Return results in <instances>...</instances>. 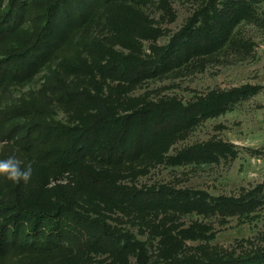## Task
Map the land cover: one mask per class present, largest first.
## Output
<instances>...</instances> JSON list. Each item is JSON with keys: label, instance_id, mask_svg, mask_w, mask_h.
I'll list each match as a JSON object with an SVG mask.
<instances>
[{"label": "trees", "instance_id": "16d2710c", "mask_svg": "<svg viewBox=\"0 0 264 264\" xmlns=\"http://www.w3.org/2000/svg\"><path fill=\"white\" fill-rule=\"evenodd\" d=\"M0 0V89L24 84L43 68L61 59L45 82L46 90L8 106L0 107V160L14 155L22 167L34 168L27 157L48 170L36 183H14L0 176V264H72L64 261L66 249L78 254L107 252L117 259L135 254L137 264H264V244L242 251L219 249L203 254H186L171 261L153 260L146 241L115 229L105 219L81 208L82 185L73 176L57 181L73 168L98 196L142 210L173 208L205 215L247 216L264 206V183L243 188L239 195H211L206 191L177 188L171 184L138 187L121 183L108 170L82 164L87 157L100 165L116 166L162 151L176 138L191 131L202 119L219 115L259 87L245 84L230 89H213L196 99L177 97L115 102L99 84L94 91L70 87L65 74L90 72L64 50L80 31L96 21L101 8L110 9L112 26L128 29L130 17H119L120 10L140 16L137 7L146 0H33L42 7V16L25 34L24 5L30 0ZM166 15L174 17L171 0H158ZM198 8L174 33L166 45H155L152 54L123 52L101 47L106 56L104 76L129 83L183 68L235 47L251 48V42L238 33L243 23L264 26V0H198ZM137 5V6H136ZM127 9V10H126ZM133 14V15H131ZM128 15V16H129ZM145 15V14H144ZM141 33L154 38L162 29L142 24ZM71 58V61H66ZM122 99L127 100L124 94ZM92 106L78 123L54 116L53 101ZM129 100V99H128ZM156 152V153H155ZM238 149L219 138L191 144L168 155L171 163H212L236 158ZM53 184L47 187L49 182ZM46 192L52 199H46ZM167 213L166 215H169ZM160 224V222H159ZM203 222L187 229L198 233ZM170 237L172 224L160 226ZM169 238H163L165 244ZM167 240V241H166ZM63 254V255H62Z\"/></svg>", "mask_w": 264, "mask_h": 264}, {"label": "rangeland", "instance_id": "374dc122", "mask_svg": "<svg viewBox=\"0 0 264 264\" xmlns=\"http://www.w3.org/2000/svg\"><path fill=\"white\" fill-rule=\"evenodd\" d=\"M31 3L24 5L25 23L28 28L40 20L42 7ZM8 0L4 1L3 8ZM198 0H171L174 17L166 15L158 0H146L137 6L144 12L132 17L129 10H120L119 17H130L128 29L121 31L112 26L110 9L125 7L118 3L99 11L96 21L82 29L76 40L64 52L88 66L90 72L65 74L63 80L70 87L94 91L99 84L103 92L113 101L129 102L143 99L177 97L190 101L213 89H230L252 84L259 87L256 93L235 103L229 110L209 118L202 119L191 131L171 141L162 151V157L146 155L136 161H127L116 166H103L96 157L85 158L82 164L95 168H104L121 183L138 187L171 184L177 188H190L206 191L211 195H239L243 188L264 183V26L243 23L238 33L251 42V48H226L218 54L197 63L185 65L162 74L147 78L139 83L118 81L104 76L102 67L106 56L100 48H113L123 52H137L143 56L152 54L155 45H166L187 19L198 8ZM129 15V16H128ZM126 17V18H127ZM161 28L162 33L144 36L142 26ZM153 55V54H152ZM69 58L66 61H71ZM61 59L43 68L33 79L24 84H11L0 89V107H8L24 97L40 95L46 90L45 82L51 72L59 67ZM123 90L127 100L122 99ZM129 99V100H128ZM54 116L64 122L78 123L93 110L92 106L77 103L53 101ZM219 138L232 142L238 149L236 158H222L212 163H171L168 155L177 153L191 144ZM3 142L0 143V150ZM156 153V152H155ZM33 165L34 174L30 183L42 179L48 170L27 157ZM67 175L75 177L82 185L81 208L105 219L115 229L130 233L136 239L146 241L153 260L171 261L186 254L228 249L242 251L252 246L264 244V206L247 216L234 215L226 218L220 215H205L197 211L173 212V208L142 210L128 207L117 201L98 196L73 168L61 177L67 182ZM53 181L47 184L52 186ZM46 199H52L46 192ZM170 213L169 215H166ZM160 222V224H159ZM195 222L205 226L200 232H189ZM172 224L170 237H166L161 225ZM163 238H169L163 244ZM64 261L72 264H137L133 253L128 258L117 259L107 252H89L78 254L66 249ZM62 254V255H63Z\"/></svg>", "mask_w": 264, "mask_h": 264}, {"label": "clouds", "instance_id": "9594fccd", "mask_svg": "<svg viewBox=\"0 0 264 264\" xmlns=\"http://www.w3.org/2000/svg\"><path fill=\"white\" fill-rule=\"evenodd\" d=\"M0 176L17 184L27 183L31 179L32 168L22 167L21 162L14 155H10L7 159L0 160Z\"/></svg>", "mask_w": 264, "mask_h": 264}]
</instances>
